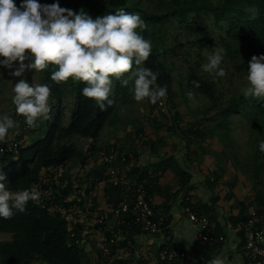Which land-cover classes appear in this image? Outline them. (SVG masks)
Masks as SVG:
<instances>
[{"label": "trees", "instance_id": "trees-1", "mask_svg": "<svg viewBox=\"0 0 264 264\" xmlns=\"http://www.w3.org/2000/svg\"><path fill=\"white\" fill-rule=\"evenodd\" d=\"M15 2L19 5L20 0ZM39 2L50 4L54 0H39ZM59 5L74 11L83 10L93 18L108 12L114 13L116 9L123 8L127 12L139 14L145 21V28L137 29L145 39L151 41L152 45L151 53L144 63L145 66L157 72L156 84L166 87V96L155 104L148 102L145 98L143 101L149 110L151 128L147 131L133 128L127 134L124 144L113 148L119 156L126 158L123 165L129 169L127 171V168L124 166L123 168L128 178L137 177L138 184L153 198L155 208L157 210L162 208L161 203H157L165 200L167 193L174 196L185 190L187 191L185 195H189L190 190V174L174 156L166 154L168 149H165L164 155H160L164 158L157 165L140 166L141 150L152 151L157 148H166L156 144L160 141H154V134L164 131L167 134L180 133L185 142L187 162L197 163L202 173L207 176L211 174L216 176V179L208 180V186L212 190L209 205H198L194 198H191L199 214L210 213V223H212L215 218V208L221 207L229 212L230 221L237 224L247 219L251 209L264 213V190L259 189L264 176V152H261L258 147L259 141L264 140V99L245 98L240 92L246 84L244 69L247 67V61L253 54L264 53V0H218L216 2L212 0H59ZM204 14L214 20L216 27L224 30L225 36L221 38V41L229 62L230 76H239L241 83L237 96L231 97L226 104L221 102L218 82L201 67L204 60L201 53L204 50L212 51L215 40L208 34L206 28L200 27L199 36L192 42L199 51L198 58L188 69L185 79L180 82V95L182 104L188 107L191 100L187 92L191 89L194 92L192 99H204L208 102V107L202 110L205 116H210L215 111L219 115L209 125H202L199 120H196L184 126V122L178 119L181 113L174 105L177 94L173 88L174 79L169 61L171 52L181 48L182 45L173 44L177 36L172 27L173 25L177 27L190 25L193 16ZM53 70L49 67L40 71L42 83H47L51 89L49 96L51 107L46 126L39 129L31 128L27 133L22 132L24 141L20 144V151L17 154L7 153L0 156L2 165L0 172L5 174L7 185L12 187V191L33 189L37 186L39 177L48 168L64 166L67 169L73 160H79L82 169L85 168L97 152V142L103 130L121 121L120 107L129 104L132 98L131 82L123 86L119 80L113 79L110 92L113 104L101 111L91 98L80 94V89L86 86V82L73 81L69 78L59 84L54 83L49 79L50 72ZM26 80L32 84L30 77ZM192 80H198L200 87L193 88ZM71 98L73 103L70 114L67 115L64 102ZM164 104L167 106L166 112L162 113ZM247 109L251 110L250 176L254 184L251 190L245 183L240 182L235 174L228 179H223L219 168L212 170L208 167V162L202 159L212 145L222 146L236 158L232 153L235 139L231 133L229 118L232 113L244 112ZM172 116H175L173 121L170 118ZM10 117L12 119L17 117L21 121L19 128L23 131L26 126L23 122L24 117L17 114L15 110ZM28 137H32L29 144L26 143ZM76 137L82 142L90 141V147L87 150L78 147L72 142ZM2 144L0 142V147ZM160 151L162 150L159 149ZM68 171L62 175V183L65 179H70ZM170 172L175 174L177 182L161 183L164 175ZM101 173L103 176L100 180L109 178L104 175V172L101 171ZM91 175L88 174L87 178ZM105 192L107 208L117 209L122 201L121 188L107 182ZM119 216L118 223L122 218L130 222L126 214L121 213ZM137 231H140L138 227L130 226L124 240L125 245L129 240L131 241ZM0 234L10 236L9 239L0 240V264H34L35 261L47 264H83L85 254L83 249L71 243L70 229L66 220L60 213L42 208L37 200H30L22 213L16 212L8 219L0 218ZM212 234L215 239L209 244L214 249L221 245L222 241L213 229ZM134 259V257L128 260L120 259L117 264H135ZM161 264H180V261H161Z\"/></svg>", "mask_w": 264, "mask_h": 264}, {"label": "clouds", "instance_id": "clouds-1", "mask_svg": "<svg viewBox=\"0 0 264 264\" xmlns=\"http://www.w3.org/2000/svg\"><path fill=\"white\" fill-rule=\"evenodd\" d=\"M145 21L137 13L118 8L95 18L83 10L74 11L39 0H0V66L13 77H20L12 86L11 103L25 124L36 127L38 119H46L50 111V86L30 84L23 78L26 70L40 72L49 67V79L61 83L71 78L86 82L80 89L83 97L91 98L101 111L113 104L110 92L113 79L127 86L131 82L132 98L157 103L166 96V87L158 86L157 72L145 66L152 45L141 32ZM223 49L207 58L202 70L218 77L225 75L220 67ZM246 84L240 89L245 98L264 99V53L253 54L244 69ZM199 88L198 80H192ZM191 100L194 92H187ZM14 126L13 119L0 113V141ZM264 152V140L258 143ZM6 176L0 172V218L8 219L16 212H24L26 204L36 201L40 193L35 189L10 191ZM211 264H224L217 257Z\"/></svg>", "mask_w": 264, "mask_h": 264}, {"label": "rangeland", "instance_id": "rangeland-1", "mask_svg": "<svg viewBox=\"0 0 264 264\" xmlns=\"http://www.w3.org/2000/svg\"><path fill=\"white\" fill-rule=\"evenodd\" d=\"M214 2L218 0H212ZM200 27H204L207 29L208 34L214 38L215 40V46L212 51L204 50L201 54L203 57V64L207 63V58L213 52L223 49V60L220 65V67H223L225 69V75L222 77L216 76L214 73L210 74L216 82H218V91H219V97L221 102L226 104L228 100L231 97L237 96L241 79H239V76H230V69L228 68L229 62H227V58L225 55V49L223 46V43L221 41V38L225 36L224 30L219 29L215 26L214 20L204 14L200 16H193L191 24L185 25L183 27H177L176 25H173L172 29L175 30V35L177 36L175 39V43H180L182 45L181 48L175 49L171 52L170 55V65L172 69V76L174 79L173 82V88L174 92L177 94L174 98V105L176 110H178L181 113V116L178 118L181 121H183V125L189 123V122H196V120H199L202 125L206 124H212L215 121L216 116L219 115L217 111L213 112L210 116H205L202 113V110L208 107V102L204 99L202 100H196L191 99L189 106L185 107L182 103L181 95H180V89L179 85L180 82L183 81L188 73V69L193 66V64L197 61L198 53L199 51L192 45L193 40L199 36L198 29ZM30 77V81L32 84L42 83L41 73L37 72L35 70H26L23 74V78L27 79ZM20 79V77H13L9 74V70L3 68L0 66V113H4L7 115H11L14 112V105L11 103V95H12V86L14 83ZM73 99H68L64 102L65 112L67 115L70 114L71 107H72ZM51 107V105L49 104ZM166 105L164 104L162 107L161 112H166ZM250 109L245 110L244 112H234L229 118L230 125H231V133L235 139L234 148H233V154L236 156V158L231 156V153L227 150L222 148V146L218 145H212L208 149L206 155L202 158L203 161L208 162V167H211L212 170H217L219 168V173H221L223 176V179H228L229 177H232L234 174L238 177V180L242 183H245L249 188V190L253 189L254 184L252 182V178L250 176L251 172V152H252V146H251V133L249 129V120H250ZM120 116L121 121L111 127H107L103 130V132L100 135L98 144H97V152L94 153L93 160L87 165V167H81L80 161L77 162L75 160V163H73L74 171L72 175H70L71 179H79L82 177V175L92 174V176L96 177L98 175L99 177L103 176L101 171L104 172V167L100 169L101 165H98V159L97 155H103L102 152H107L108 150H111L113 147H119L124 144V140L126 139L127 134L133 130V128H136L138 130L142 129L144 131H147L151 128V121L149 117V110L146 107L144 101L137 102L133 98L130 99L129 104L127 105H121L120 107ZM171 120H175V116L170 117ZM14 126L8 130V133L6 134V137L3 141L0 142H10L12 140L19 141L20 144L24 141L22 138V130L19 128L21 121L17 119V117L14 119ZM46 119H38L36 128H44L46 126ZM25 122V121H23ZM184 125V126H185ZM183 126V127H184ZM162 133V134H161ZM161 133L154 134V141H160L156 142L157 145L161 144V146L168 147V153L171 154L174 157H177V159L180 161L181 165H186L187 170H194L192 165L186 164L184 159L185 156V142L183 137L180 133H171L167 134L164 131H161ZM32 137H28L26 143L29 144L31 142ZM81 139L76 137L72 140L73 143H75L78 147H80L83 150H87V148L90 147L91 142L80 141ZM25 143V144H26ZM176 143V144H175ZM174 145L177 146V149L174 148ZM165 151V150H164ZM149 150H141L140 152V161L142 160V157L144 154H148ZM152 153H156V150L153 149L151 151ZM166 152V151H165ZM151 153V154H152ZM158 153H160L158 151ZM150 155H145L144 158H148ZM164 158V157H162ZM201 159V160H202ZM100 163V162H99ZM141 167L142 164H140ZM1 163H0V170H1ZM199 167V166H198ZM200 169V167H199ZM68 170V168H67ZM192 171V172H193ZM202 173V170H200ZM86 172V173H85ZM105 173V172H104ZM199 174V172H196ZM204 174V173H202ZM86 177V176H84ZM203 177V176H202ZM207 182L211 178H215L214 175H206ZM216 179V178H215ZM204 182V180H203ZM208 185V184H207ZM206 185V186H207ZM6 187L9 188V185H6ZM208 187V186H207ZM204 189L207 190V188L204 186ZM259 189L264 190V176H263V183L259 185ZM210 191L211 189L208 188ZM102 188H99L97 193V200L99 201L97 210L98 213H105L107 211V203H103L102 200ZM212 193V190H211ZM109 215V213H107ZM107 215V216H108ZM106 216V215H105ZM9 235H1L0 234V240L9 239Z\"/></svg>", "mask_w": 264, "mask_h": 264}, {"label": "built area", "instance_id": "built-area-1", "mask_svg": "<svg viewBox=\"0 0 264 264\" xmlns=\"http://www.w3.org/2000/svg\"><path fill=\"white\" fill-rule=\"evenodd\" d=\"M163 104V103H162ZM31 128L27 125L22 132L27 133ZM0 156L7 153L17 154L20 151V142L12 140L2 142ZM97 155L100 165L104 167V175L108 179L97 182L96 177L82 175L81 178L61 182L62 175L67 169L64 166L48 168L40 177L34 188L40 193L37 203L42 208L51 212H58L66 220L70 229V240L75 246L82 249L86 241L94 245L98 264H117L120 256L115 248V241L119 237L127 235L131 225L138 227L144 233H157L164 229L166 219L163 214L155 208V203L145 189L138 184L137 177L130 179L125 172L123 163L126 158L119 156L114 148L108 152ZM124 166V168H123ZM87 167V166H86ZM86 173V172H85ZM110 182L121 188L122 201L117 209L108 208L111 214L119 218V214H126L130 219L122 218L114 229L107 225V217L98 213L97 193L98 183ZM97 182V183H96ZM103 194V192H102ZM184 213L188 220L198 229L200 239L198 244L206 245L214 241L210 213L199 214L190 195L183 197ZM131 206V207H130ZM130 209H132L130 211ZM238 227L243 232V244L240 255L244 264H264V213L251 209L246 220L241 221ZM164 250L159 254L161 261L179 260L180 264H198L195 252L189 251L183 245H171L166 242ZM199 249V247H198ZM34 264H47L35 261Z\"/></svg>", "mask_w": 264, "mask_h": 264}, {"label": "crops", "instance_id": "crops-1", "mask_svg": "<svg viewBox=\"0 0 264 264\" xmlns=\"http://www.w3.org/2000/svg\"><path fill=\"white\" fill-rule=\"evenodd\" d=\"M174 148L177 149V146L174 145ZM159 149L162 150L160 151L161 153H158ZM165 149H168V147L155 149L157 154L152 153L149 150L148 154H144L143 157L145 155L150 156L144 159L142 157L140 164H142L143 167L157 165L161 161L162 158L160 155H164ZM175 159L177 162H179V164H181L177 157H175ZM78 161L79 160H77V162ZM184 161L186 164L193 165L195 170V172L193 170H187L186 165H182L184 170H186L191 176L189 184L190 190L188 191L189 195L191 198H194L196 204L209 205L211 203L212 193L211 190H208L209 186L207 185L208 182L206 175L201 173L197 163H191V161L187 162V159H184ZM72 162L75 163V160ZM72 162L68 165V176L72 175L74 171L75 166ZM99 162L100 159H98V165L101 163ZM101 168L103 167L100 166V169ZM196 172H199V174ZM100 178L101 177L96 175L97 182L100 180ZM169 181L171 184L177 182V178L173 172L165 174L161 179V183L163 184L166 182L168 183ZM106 184L104 181L103 183H98L99 187L103 190L102 200L105 197V200H103L104 204L107 203L105 192ZM204 186L207 188V190L204 189ZM10 191H12V187H10ZM186 192L187 191L183 190L174 196H171L169 193H167L165 200L157 203H161L162 208L158 210L166 219L164 229L157 233H144L137 231V233H134L131 241L129 240L126 245L124 242L126 235L119 237L117 241H115V248L120 256V259L128 260L134 257L135 264H161L159 254L162 251L163 245H165L166 242H169L171 245H183L189 251L195 252L196 258L198 259V264H211L212 259L217 257L223 259L224 264H244V260L240 255V248L243 244V232L238 227V224L241 221L235 224V222L230 221L231 218L228 211H225V209L221 207L215 208V218L213 219L211 225L213 232L219 237V239L222 241V244L215 247L214 249L209 243L206 245H199V231L188 220L184 213L183 197ZM109 209H107V211L103 214L107 216V213H109L106 223L110 229H114L118 225L117 216L111 214ZM82 249L85 254L83 264H98L93 243L86 241L83 244Z\"/></svg>", "mask_w": 264, "mask_h": 264}]
</instances>
